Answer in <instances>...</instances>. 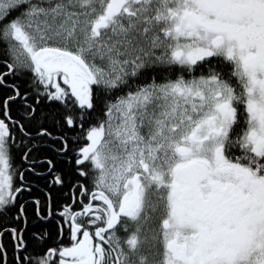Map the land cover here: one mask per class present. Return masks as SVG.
Here are the masks:
<instances>
[{
    "label": "snow or ice",
    "instance_id": "snow-or-ice-1",
    "mask_svg": "<svg viewBox=\"0 0 264 264\" xmlns=\"http://www.w3.org/2000/svg\"><path fill=\"white\" fill-rule=\"evenodd\" d=\"M0 264H264V0H0Z\"/></svg>",
    "mask_w": 264,
    "mask_h": 264
}]
</instances>
